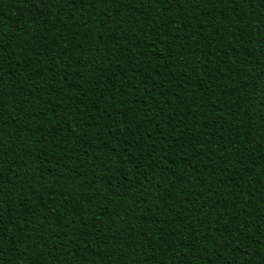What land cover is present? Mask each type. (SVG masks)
Listing matches in <instances>:
<instances>
[{
    "label": "trees",
    "instance_id": "obj_1",
    "mask_svg": "<svg viewBox=\"0 0 264 264\" xmlns=\"http://www.w3.org/2000/svg\"><path fill=\"white\" fill-rule=\"evenodd\" d=\"M0 201V264H264L259 0H0Z\"/></svg>",
    "mask_w": 264,
    "mask_h": 264
},
{
    "label": "snow or ice",
    "instance_id": "obj_2",
    "mask_svg": "<svg viewBox=\"0 0 264 264\" xmlns=\"http://www.w3.org/2000/svg\"><path fill=\"white\" fill-rule=\"evenodd\" d=\"M67 0H28L29 6L35 5L36 9L41 12V16L48 19L49 24L52 20L59 15V7L61 4L66 3ZM237 3L252 4L257 0H236ZM260 7L264 8V0H259ZM258 9H251V15L255 16ZM31 19V17H29ZM5 214L4 202L0 201V220L3 219ZM223 218V217H221Z\"/></svg>",
    "mask_w": 264,
    "mask_h": 264
}]
</instances>
